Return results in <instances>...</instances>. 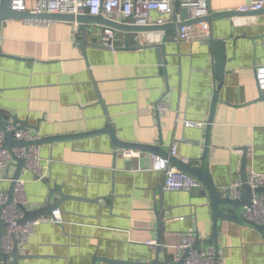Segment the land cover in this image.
Wrapping results in <instances>:
<instances>
[{
    "label": "crops",
    "instance_id": "obj_1",
    "mask_svg": "<svg viewBox=\"0 0 264 264\" xmlns=\"http://www.w3.org/2000/svg\"><path fill=\"white\" fill-rule=\"evenodd\" d=\"M209 2L210 13H238L250 0ZM159 17L167 15L154 11L151 19ZM209 21L211 38L180 40L178 27L132 32V48H122L126 37L119 30L115 50L106 44L107 32L95 29L87 39L97 44L83 50L75 22L6 20L0 35V108L28 123L40 139L69 136L109 123L101 95L120 140L160 145L169 153L176 142L177 156L202 168L207 121L220 82L212 39L223 40L227 60L209 161L216 185L229 191L242 182L245 146L248 174L252 169L264 173V99L254 101L259 97L255 70L264 64V11ZM137 36L145 46L135 48ZM160 98L168 104L166 113L152 109ZM184 120L201 125L189 127ZM40 145L51 168L46 181H32V174L24 173L28 209L45 206L53 186L71 197L60 206L62 223L40 216L44 222L19 245L27 255L20 264H91L96 256L151 261L157 242L163 259L178 260L184 236L212 237L215 219L203 189L165 190L164 173L152 169L154 153L142 151L140 158L128 159L126 148L116 147L107 132ZM9 167L13 177L17 163ZM11 186L8 178L0 179V190L9 192ZM59 198L52 195V201ZM218 245L221 264H264V236L249 225L221 221Z\"/></svg>",
    "mask_w": 264,
    "mask_h": 264
},
{
    "label": "built area",
    "instance_id": "obj_2",
    "mask_svg": "<svg viewBox=\"0 0 264 264\" xmlns=\"http://www.w3.org/2000/svg\"><path fill=\"white\" fill-rule=\"evenodd\" d=\"M2 0H0L1 3ZM30 2L32 3L31 6ZM11 8L24 11L41 13H70V14H88L93 16L103 15L107 18L120 20L129 24L153 25L170 23L171 20L182 22L180 10L187 8L189 17L196 19V22H189L179 29L178 38L180 40L190 39H207L211 38V23L209 20H199L207 17L210 13L209 0H11ZM264 8V0H250L249 3L240 7L239 11H258ZM154 11H160L167 15V18L159 17L154 22L151 17ZM120 19H117V16ZM31 22L32 24H48L51 20L30 18L22 19ZM79 33V29L77 30ZM107 45L116 48L115 33L111 30H106ZM137 45L144 46L146 43L140 40L138 36L134 38ZM256 81L259 89L264 91V64L258 66L255 70ZM155 113L162 114L169 111L166 100L160 98L156 101L152 108ZM186 126H200L201 123L195 121L184 120ZM6 130L14 131V138L22 139L30 142L28 146H14L12 151L5 148L6 131L0 128V179L8 178L11 182L12 177L9 176L10 164L15 161L13 156H18L24 159V168L15 181V189L11 202H8L9 192L0 190V207L1 219L5 223V230L2 238L3 252L8 255L6 264H13V258L9 255L16 243L19 245L27 243L30 236L34 233L36 227L44 222V219L39 217L36 220L21 222L24 217L22 205L28 207L27 184L29 180L24 176L26 171L32 174V181H43L48 178L51 168L50 159H45L42 155L40 143L36 140L38 137L33 136L27 128L16 129L12 123L6 126ZM179 153V145L175 142L171 147L170 155L175 157ZM142 151L131 148H126L123 151L124 157L140 158ZM187 162L185 158H182ZM152 169L162 171L164 173V189L168 191H185L193 192L195 189L202 188L203 184L200 180L190 176L186 172L179 169L176 165H172L169 158L161 154H152ZM248 183L253 187L264 186V173L252 169L248 176ZM242 182L233 184L231 195L239 198L240 186ZM244 215L246 218L254 221L256 224L264 226V196L255 197L251 204L244 207ZM52 222L62 223L60 208L54 209L53 214L49 217ZM196 236L188 234L183 237L178 244L177 250L179 257L189 250L184 259V264H221L223 253L216 247L215 244L209 245L202 249H194ZM153 243V241L151 242ZM4 260V259H2Z\"/></svg>",
    "mask_w": 264,
    "mask_h": 264
},
{
    "label": "water",
    "instance_id": "obj_3",
    "mask_svg": "<svg viewBox=\"0 0 264 264\" xmlns=\"http://www.w3.org/2000/svg\"><path fill=\"white\" fill-rule=\"evenodd\" d=\"M11 0H2L0 3V35L2 30V24L6 20H13V19H30V18H39V19H45V20H68L71 22H75L78 24L79 27V38L77 39L78 43L82 46L83 50L86 49V46L89 44L96 45L97 43L89 41L87 39V34L89 32H93L96 30L104 29L111 30L113 33L120 31H123L126 37V43L122 48H132L130 46V40L129 35L130 33L134 32H141V31H168L172 29V27H178L179 29L183 27L185 24H188L189 22H196V19H191L189 17V10L187 8H182L181 13V19L182 22L178 23H166V24H154V25H141V24H129L126 22H122L120 20H114L111 18H107L103 15L99 16H93L88 14L78 15V14H70V13H41L36 14L33 12H24L19 11L16 9L11 8L10 4ZM264 11V8L259 9L258 11H242V12H249L253 14H258L259 12ZM240 12V13H239ZM241 11H238V13H235L233 11H224V12H215V13H209L207 17L199 20H209L212 17H224L227 15H234V14H241ZM212 45L214 47L215 55H216V63H215V73L217 76V79L220 81L216 85V93L212 101V112L209 117V120L207 121V130H206V141H205V149L203 152V155L201 157V161L203 163L202 168L197 167L196 165L190 163V162H184L179 156H171L169 151H167L164 147L160 145H150V144H144V143H131L127 141L120 140L119 137L116 134L115 129L111 126L110 121L111 117L109 114V111L107 110L106 103L104 99L100 96V103L104 107V111H106L107 119L109 123L104 126L101 130L96 131H90L83 134H70L69 136H63V135H56L51 136L49 138H38L36 140L37 143H41L42 141H51L55 139H69V138H75L79 136H86L89 134H99L107 132L110 134L113 144L116 147H125V148H131L135 150H141V151H150L154 154H161L164 157L169 158V161L172 163V165H176L179 169L186 172L190 176L200 180L203 184V196L208 197L209 204L211 208V212L215 219V225L213 229V235L208 241H203L200 237V235H196L195 243L193 245V248L195 249H202L205 247H208L209 245L215 244L216 247H219L218 245V237H219V225L220 222L225 221H236L240 224L251 226L253 228H256L259 230L263 236H264V226L256 224L254 221L248 219L244 215V207L247 204H251L253 199L255 197L264 196V186L253 188L248 183V171H247V147L243 148L245 151V154L243 156V166L241 171V178H242V184L240 186V197L236 198L231 195V190L229 191H223L221 190L215 183V180L212 177L211 170H210V161H209V155H210V134L212 130V123L214 121V115L216 111V104L219 101V93L220 88L223 84V79L225 76V63H226V55L224 53V44L223 40H214L212 39ZM145 46V45H144ZM110 47V46H109ZM137 47H142L137 45ZM259 89V87H258ZM264 99V91L259 89V97L255 99L254 101H262ZM12 123L16 129L21 128H27L29 127L28 123L25 121H22L19 119L17 115H12L3 109L0 108V128L4 129L6 131V138H5V148L12 151V147L14 146H28L31 144L30 142H27L22 139H16L14 138V131H8L6 130V126L8 124ZM15 162L17 163V170L15 174L13 175L11 182L12 186L9 191V198L8 202L12 201L13 193L15 189V181L17 177L20 175L22 169L24 168V159L18 156H13ZM46 181V180H45ZM49 184V183H48ZM54 193H57L60 195V198L58 200L52 201V195ZM71 197V196H70ZM66 194H64L62 191L58 190L57 187L53 186L50 188V194L48 198V203L45 206L38 207L36 209H28V207L22 205V209L24 210V217L22 218L21 222H27L31 220H36V218H39L42 215H52L54 209L60 208L62 202L64 199L70 198ZM96 201H100V199H93ZM2 208L0 207V215H1ZM5 230V223L1 219L0 216V264H6V259L8 258V255H6L3 252L2 248V236ZM157 248V255L156 257L151 261H143V262H134V261H122V260H116L109 257H99L96 256L91 264H95L96 261H106V262H112L114 264H184V259L186 255L188 254L189 250L186 249V251L182 254L181 257L178 258V260H171V259H163L161 257V251H160V244L157 242L156 244ZM13 258V264H20V261L22 258H25L27 255L21 254L19 250V243H16L13 251L9 254ZM4 259V260H2Z\"/></svg>",
    "mask_w": 264,
    "mask_h": 264
}]
</instances>
